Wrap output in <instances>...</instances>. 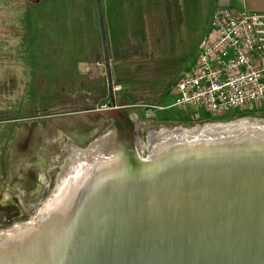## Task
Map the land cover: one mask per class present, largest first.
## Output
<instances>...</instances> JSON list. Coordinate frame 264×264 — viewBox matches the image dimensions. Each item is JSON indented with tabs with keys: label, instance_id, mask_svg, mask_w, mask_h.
Here are the masks:
<instances>
[{
	"label": "rangeland",
	"instance_id": "obj_1",
	"mask_svg": "<svg viewBox=\"0 0 264 264\" xmlns=\"http://www.w3.org/2000/svg\"><path fill=\"white\" fill-rule=\"evenodd\" d=\"M46 1L49 9H39L40 30L31 15L41 0H0V234L37 217L56 194L72 156L81 169L99 153L135 148L137 142L147 158L151 146L147 139L152 137L153 146L164 131L221 128L241 121L264 126V109L211 116L204 109L171 107L175 102L172 83L192 68L212 23L201 17L184 19L185 13L180 12L164 21L169 13L162 6L160 11L143 12L142 39L141 21L131 13L124 26L107 27L109 18L115 15L112 19L121 23L127 13L112 14L110 3L101 0L108 34L118 32L120 44L126 38L132 42L117 47L108 40L113 86L124 89L116 94V105L109 106L97 0ZM61 58H67L66 64ZM59 69H66L63 77ZM127 104L139 106L127 108L136 123L133 136L114 118L119 112L115 107ZM155 104L167 109L148 117L144 105ZM105 135L109 137L102 149L79 152Z\"/></svg>",
	"mask_w": 264,
	"mask_h": 264
},
{
	"label": "water",
	"instance_id": "obj_2",
	"mask_svg": "<svg viewBox=\"0 0 264 264\" xmlns=\"http://www.w3.org/2000/svg\"><path fill=\"white\" fill-rule=\"evenodd\" d=\"M98 9L114 100L101 0ZM179 131L187 130L164 131L153 146L150 136L147 158L138 149L140 142L99 153L81 169L72 156L56 192L91 164L93 170L103 164L114 168L105 178L84 184L50 232L43 225L50 219L41 212L8 231L17 236L37 229L46 235L12 244L0 240L2 248L5 244L0 264H264V137L179 140ZM169 133L174 136L161 138ZM108 137L79 152L102 149Z\"/></svg>",
	"mask_w": 264,
	"mask_h": 264
},
{
	"label": "built area",
	"instance_id": "obj_3",
	"mask_svg": "<svg viewBox=\"0 0 264 264\" xmlns=\"http://www.w3.org/2000/svg\"><path fill=\"white\" fill-rule=\"evenodd\" d=\"M212 21L198 58L173 86L171 107L211 116L264 109V14L223 7ZM144 107L148 117L167 109Z\"/></svg>",
	"mask_w": 264,
	"mask_h": 264
},
{
	"label": "bare ground",
	"instance_id": "obj_4",
	"mask_svg": "<svg viewBox=\"0 0 264 264\" xmlns=\"http://www.w3.org/2000/svg\"><path fill=\"white\" fill-rule=\"evenodd\" d=\"M215 125V124H214ZM217 125V124H216ZM206 127V129H199L195 131H179L176 132V136L179 138V140H183L185 138H189L191 136L200 137L205 136L208 137L212 135V139L218 137V136H225L227 135V138L230 137L234 139L243 140L245 138L251 139L254 136H263L264 137V127L258 126L257 124H251L246 121H241L236 124H231L221 127V128H209ZM224 129V132H217V130ZM226 130V131H225ZM150 136V135H149ZM173 133L164 134L161 138L169 139L170 137H173ZM226 138V139H227ZM232 140V139H231ZM230 141V140H229ZM89 155V154H88ZM73 166V165H72ZM94 165L91 164L89 167L83 168V176L81 174H78L75 176V179L67 180L69 183L66 185L67 187L62 188V184L60 186V190L56 192L55 196L53 197V200L51 199L47 204L46 207L42 209L41 213L48 217L50 221L46 220L43 222V225L45 226V233L50 232L49 230H53L57 225L59 224L58 220L63 215L64 217L68 214L70 211L74 200L78 196V190L82 189L84 187V184H88V182L91 180V178L96 179L97 181L105 178V176L111 171L114 167L111 164H103L101 166H98L93 170ZM96 176V178H95ZM61 179V183H62ZM59 182V181H58ZM42 225V224H41ZM43 229V227H42ZM3 237V239L0 240H11L10 244L13 242L19 241V242H25L29 240H36L40 237H43L46 234H42L40 230H29L24 231L16 236V232H6ZM9 235V236H8ZM5 250V244L2 248L0 245V257L3 254V251Z\"/></svg>",
	"mask_w": 264,
	"mask_h": 264
},
{
	"label": "crops",
	"instance_id": "obj_5",
	"mask_svg": "<svg viewBox=\"0 0 264 264\" xmlns=\"http://www.w3.org/2000/svg\"><path fill=\"white\" fill-rule=\"evenodd\" d=\"M115 1H117V3L121 1L122 5L114 6L113 2H115ZM123 1L124 0H107V1L104 0L105 3L106 2L110 3L111 8H112V11H111L112 14L116 13V15H119L117 10H120V12L124 13V14H125V12L127 13V18H125L124 14H123V17L125 19L123 21H121V23H119V21L117 19H112V17L115 18V15L112 16L111 18H109L108 21L110 23H109V25H107V27H115V28L117 27L118 28L119 26H124L125 20L127 19V22H128V20L130 19V13H131V15L133 17H136L137 19H139L141 21V26H140L141 29L140 30L142 33L141 34L142 39L145 36L144 31H143V27H144L143 26L144 25L143 12H145L146 10L158 11L159 9L161 10L162 6L164 7V11L167 14L169 13L168 15H165V17L162 18L164 21L166 18H167V20L172 19V17L175 14H178L180 12V13H185V16H183L184 19H186V18L189 19V16H194L195 18L201 17V18H203L204 21L210 22V24H211V23H213L212 20H213V15H214L215 11L217 9L223 8V7L233 8V9L240 11V12L249 11V12L264 14V0H125L126 4H124ZM119 7H120V9H119ZM184 7H186V9H188L189 12L187 10H184ZM195 12H196V15H194ZM107 19H108V16L104 17V21L106 20V24H107ZM115 20L117 21L118 24H115ZM211 29H212V25H211ZM106 32H107V29H106ZM112 33H113V35H110L107 32L108 40H109L110 44L116 45L118 47V45H126L129 43H132L131 41H127V39H129V38H126L125 43L120 44L118 42V39L120 37L118 32H117V34H116V32H112ZM162 37H164V36H162ZM161 42L164 43L165 41H161ZM199 52H200V50L198 51V55H199ZM123 64H124V62H123ZM114 72H115V70H114ZM180 76H178V78ZM178 78H175L174 82L177 81ZM174 82L172 83L173 86H174ZM150 83L151 84H148L149 88H151V86H152V82H150ZM135 84H137V83L135 82ZM154 90H152V91H154ZM165 90H166V87L164 89H161L160 91L163 92ZM121 91L122 90L114 91V100L113 101L116 100V94L118 92L121 93ZM145 91H146V93H150L149 89H145ZM121 94H123V93H121ZM171 94H172V90H171ZM117 96H118V94H117ZM110 98H111V94H110ZM111 101H112V98H111ZM155 105L165 108V106L160 105V104H155ZM135 106H138V105H131V106L128 105V106H126V108H128V107L131 108V107H135ZM157 112L161 113L163 111H157ZM163 117H165V116H163ZM136 118H138V116Z\"/></svg>",
	"mask_w": 264,
	"mask_h": 264
},
{
	"label": "flooded vegetation",
	"instance_id": "obj_6",
	"mask_svg": "<svg viewBox=\"0 0 264 264\" xmlns=\"http://www.w3.org/2000/svg\"><path fill=\"white\" fill-rule=\"evenodd\" d=\"M47 1L46 0H41V2L40 3H42V4H40V3H37V4H35V5H37V7L38 6H42L41 8H43V7H46V9L48 8L49 9V5H48V3H46ZM40 4V5H39ZM97 4H98V0H97ZM121 90H124V89H122L121 88ZM122 92V91H121ZM119 101H120V99H119ZM110 103H112L111 104V106L112 105H116V100L115 101H110ZM116 108V110H119L120 112H116L115 114L116 115H114V118H115V121H116V123L117 124H122L123 126H124V128L126 129L127 128V130H128V132L133 136V131H132V129H133V124L135 125L136 123H135V121H134V117H131L130 116V113L129 112H127V108H126V106L125 105H123V106H121V107H115ZM128 109H130L129 107H128ZM120 119H122V120H120ZM139 120V117L138 118H135V120ZM123 128V127H122ZM137 130V129H136ZM138 131V130H137ZM118 148V147H117Z\"/></svg>",
	"mask_w": 264,
	"mask_h": 264
},
{
	"label": "trees",
	"instance_id": "obj_7",
	"mask_svg": "<svg viewBox=\"0 0 264 264\" xmlns=\"http://www.w3.org/2000/svg\"><path fill=\"white\" fill-rule=\"evenodd\" d=\"M40 4H42V3H40ZM39 4V5H40ZM42 6H38V7H35V8H33V10H32V15H31V18H32V20L31 21H33V23L35 24L34 26H35V28L38 26L39 27V29L41 30V28H42V22L40 23H38V21L39 20H41V14H40V12H39V9L41 8ZM37 8V9H36ZM46 12H48V11H46ZM30 16V15H29ZM45 19V18H44ZM99 22H100V20H99ZM38 23V24H37ZM30 33H31V31H29ZM30 33H29V35H30ZM62 59H65V60H63L64 62L66 61V59L67 58H61V60ZM70 59H72L71 57H70ZM72 62V61H71ZM65 64H66V62H65ZM34 66V65H33ZM37 66H34V68H36ZM43 68V67H42ZM66 69H59V73H58V75L60 76V77H63L62 75H63V73L62 72H64ZM77 70H75V72H76ZM78 74V73H77ZM79 75V74H78ZM61 79V78H60ZM63 80V79H62ZM51 83H52V81L53 80H49ZM175 83H176V81L174 82V85H175ZM59 84V83H58ZM120 112V111H119ZM120 120H122V119H120Z\"/></svg>",
	"mask_w": 264,
	"mask_h": 264
}]
</instances>
